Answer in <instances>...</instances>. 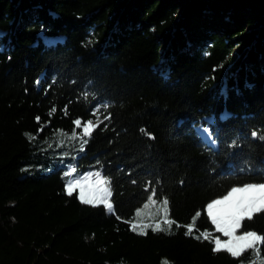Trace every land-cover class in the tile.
I'll list each match as a JSON object with an SVG mask.
<instances>
[{"label":"trees","instance_id":"1","mask_svg":"<svg viewBox=\"0 0 264 264\" xmlns=\"http://www.w3.org/2000/svg\"><path fill=\"white\" fill-rule=\"evenodd\" d=\"M102 103L112 118L84 151L56 133ZM36 116L51 122L30 142ZM252 131L264 135V0H0V264L249 260L214 253L184 227L142 236L129 221L151 182L170 218L187 225L200 211L196 228L214 231L206 204L264 179ZM73 164V176L111 178L114 214L67 196ZM243 228L264 235V213Z\"/></svg>","mask_w":264,"mask_h":264},{"label":"snow or ice","instance_id":"2","mask_svg":"<svg viewBox=\"0 0 264 264\" xmlns=\"http://www.w3.org/2000/svg\"><path fill=\"white\" fill-rule=\"evenodd\" d=\"M36 83L39 84V81ZM82 95L87 100L88 94L85 92ZM109 107L110 105L108 103L98 104L90 112V118L86 120L74 118V127L70 134L63 129H57L56 133L61 137H67L71 141L79 140L78 151L82 152L100 125L104 124L105 120H111V113L108 112ZM56 111L57 108L55 106L51 107L48 116H53ZM63 111L66 115L67 105H65ZM101 116H103V119H101ZM93 118H95V122ZM227 118L228 114L225 113L222 119ZM35 120L40 125L37 129V134H24L30 142L37 139L39 133L43 132L44 128L51 122L49 120L42 123L40 116H36ZM77 129H80L79 133ZM141 132L146 133V130L141 129ZM202 132L206 134V139L211 144L216 143L212 139L209 129H202ZM148 135L149 138L155 139L151 134ZM251 136L264 140V135L258 134L257 131H252ZM57 146L63 147L64 140L61 139L58 141ZM229 146L236 147L237 141L233 140ZM68 155V152H64L62 157ZM76 172L77 167L73 164L69 165L68 171L64 173V176L70 177L65 182L67 196L72 197L74 193L78 192L77 198L82 205L93 207L103 205L109 214H114L111 178L104 175L102 169L73 176ZM132 183L135 184L136 181L133 180ZM144 191L148 193L146 202L143 203L141 208L135 211L134 215L139 219L135 222L129 221L131 231L142 236H147L149 229L153 232H168L171 234L174 225L177 229L184 227L186 229V236L198 241L210 242L213 245L212 250L214 253L224 252L237 259L244 256L245 253H251V258L247 261L240 260V264H264V256L261 254V249L264 247V235L257 233L255 230H244L243 228L245 221H251L256 214L264 213V179L232 186L226 194L220 195L218 198H214L206 204L204 212L211 225L214 226V231H199L196 228V218L201 216L200 211L195 213L190 223L180 225L175 219L170 218V201L167 196L162 194L158 196L157 188L152 186L151 182H147ZM147 209H154V211L146 213L145 210ZM146 216L149 222L145 221L144 218ZM194 232L198 234L194 235ZM215 233L221 235H215ZM221 236L226 239H222ZM163 264H168V262L164 261Z\"/></svg>","mask_w":264,"mask_h":264},{"label":"rangeland","instance_id":"3","mask_svg":"<svg viewBox=\"0 0 264 264\" xmlns=\"http://www.w3.org/2000/svg\"><path fill=\"white\" fill-rule=\"evenodd\" d=\"M205 136H206V134H205ZM222 239H226V238L224 237V238H222Z\"/></svg>","mask_w":264,"mask_h":264}]
</instances>
